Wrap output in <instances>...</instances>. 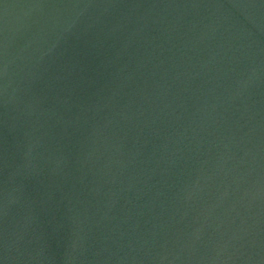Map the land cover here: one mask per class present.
Wrapping results in <instances>:
<instances>
[{
    "label": "water",
    "instance_id": "95a60500",
    "mask_svg": "<svg viewBox=\"0 0 264 264\" xmlns=\"http://www.w3.org/2000/svg\"><path fill=\"white\" fill-rule=\"evenodd\" d=\"M0 264H264V0H0Z\"/></svg>",
    "mask_w": 264,
    "mask_h": 264
}]
</instances>
